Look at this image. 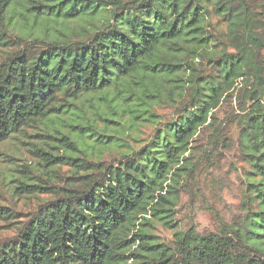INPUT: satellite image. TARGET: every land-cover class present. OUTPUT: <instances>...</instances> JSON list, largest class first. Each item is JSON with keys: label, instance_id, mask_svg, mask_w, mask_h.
Segmentation results:
<instances>
[{"label": "trees", "instance_id": "obj_1", "mask_svg": "<svg viewBox=\"0 0 264 264\" xmlns=\"http://www.w3.org/2000/svg\"><path fill=\"white\" fill-rule=\"evenodd\" d=\"M0 52V144L58 140L30 152L48 182L73 171L57 190L11 181L19 197L51 192L10 223L0 264H264V0H0ZM234 103L241 214L218 234L183 230L196 138L221 140ZM157 225L176 228L172 245Z\"/></svg>", "mask_w": 264, "mask_h": 264}, {"label": "rangeland", "instance_id": "obj_2", "mask_svg": "<svg viewBox=\"0 0 264 264\" xmlns=\"http://www.w3.org/2000/svg\"><path fill=\"white\" fill-rule=\"evenodd\" d=\"M27 28L29 29V26ZM234 105L235 103L233 107L229 106L219 114L222 128L221 140L216 143L211 132H206L196 138L195 148L186 166L190 170L185 174L189 176H184L180 181L179 199L174 208V222L183 230L195 229L203 235L218 234L223 226L236 222L241 214L244 164L237 149L225 148L231 139H236V127L227 124L230 121L228 115L232 113ZM84 110L88 112L89 117H92V110H88L87 107ZM158 113L169 117L171 111L164 108L159 109ZM152 132L151 127L143 129V135L146 138ZM29 133L34 135L31 130ZM57 137L60 138V136ZM34 143H38V146L44 148L45 151L49 150V145L61 149L64 145L58 140L47 137H25L21 141L14 140L0 144V206L13 211L16 218L0 220V241L13 237L15 225H10V223L24 219V216L34 211L42 201L40 198L49 197L46 193L51 192V190H42L43 194H37L36 197L32 195L19 197L17 193L14 194L18 184L11 181H15L16 177L21 179L27 177L30 179L29 185L31 186H52L54 190H57V188H65L67 177L72 175L73 171L69 166H61L57 170L58 178L53 182H48L49 178L46 175L48 168L44 167L45 164L38 155L30 152L34 150L31 146ZM6 152L8 156L3 154ZM54 153L64 155L62 150L54 151ZM12 157L13 160H11ZM117 158L115 154H108L105 157L109 162H114ZM175 230L176 228L169 229L157 225L154 234L163 243L172 245Z\"/></svg>", "mask_w": 264, "mask_h": 264}]
</instances>
